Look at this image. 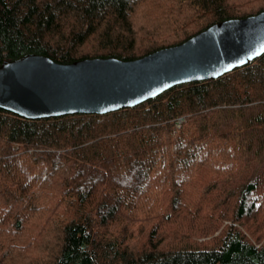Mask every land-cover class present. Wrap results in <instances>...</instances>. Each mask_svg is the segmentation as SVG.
<instances>
[{"label": "trees", "instance_id": "trees-1", "mask_svg": "<svg viewBox=\"0 0 264 264\" xmlns=\"http://www.w3.org/2000/svg\"><path fill=\"white\" fill-rule=\"evenodd\" d=\"M264 0H0V66L135 60ZM0 264H264V55L107 115L0 109Z\"/></svg>", "mask_w": 264, "mask_h": 264}, {"label": "water", "instance_id": "water-1", "mask_svg": "<svg viewBox=\"0 0 264 264\" xmlns=\"http://www.w3.org/2000/svg\"><path fill=\"white\" fill-rule=\"evenodd\" d=\"M264 55V11L218 22L182 44L135 60L62 64L29 54L0 66V109L28 120L107 115L180 85L213 81Z\"/></svg>", "mask_w": 264, "mask_h": 264}]
</instances>
